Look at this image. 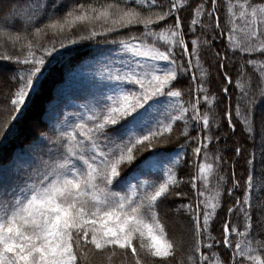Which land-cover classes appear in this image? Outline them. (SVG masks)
Segmentation results:
<instances>
[{
	"label": "snow or ice",
	"instance_id": "snow-or-ice-1",
	"mask_svg": "<svg viewBox=\"0 0 264 264\" xmlns=\"http://www.w3.org/2000/svg\"><path fill=\"white\" fill-rule=\"evenodd\" d=\"M217 4L218 0L198 3L193 10L189 31H195L199 24L205 31H219L220 35H226L231 56L237 51L241 55L247 54L246 64L258 70L264 81V60L252 58H264V2L228 0L224 21L229 26L227 33L221 26ZM186 7L187 4H179L176 0H171L167 6L157 0H92L89 3L81 0H25L23 5L7 0L0 3V61L24 66L12 69L7 75V79L18 84L10 100L17 112L25 105L46 59L58 50L57 43L60 48L66 43L83 40L111 43L117 46L115 54L125 58L103 68L101 78L110 82L112 87L101 84L94 105L87 108L86 113L77 114L78 122L64 123L45 138L52 145L47 153L48 159L40 160L20 183L12 186L0 183V264H81L82 261L92 264V256L102 253H107L109 264L118 254L127 258L129 264H167L168 258L175 255L177 244L167 238L159 208L172 189L182 182L177 178L176 169L184 154L177 153L170 164L165 165L163 180L144 178L133 181L122 171L125 165L134 164L138 152H149L158 144L166 143V137L177 121H184V134L187 135L185 114L189 109L174 84L182 73L193 69V58H196V65H200V39L191 40L189 51L179 14ZM205 16L209 20L216 16L215 24L203 23ZM173 18L174 23L169 24ZM78 26H86V32L69 39L72 30ZM134 28L142 29L139 35L133 33L119 40H108L114 33ZM48 32L60 35L62 39L41 44L40 39ZM237 33L243 36L239 42L233 39ZM215 39L213 35L211 41L204 42L211 47ZM159 42L165 45L163 50L157 46ZM9 48L24 54H10ZM177 48L182 50L179 60L188 58L187 67L178 62ZM215 56L219 69L224 70V81L230 84L232 79L226 70V61L231 58L229 51L215 52ZM159 62L165 63V69H161ZM243 69L242 64L241 77L245 75ZM204 75L202 72L201 82L196 84L198 95L201 91L207 93ZM195 80L193 76V82ZM246 83L241 78L236 80V87L245 98L248 96ZM222 91L227 94L229 89L225 87ZM260 94L264 96V88ZM162 97L172 101L163 111L160 110ZM204 101L212 103L207 95ZM251 103L249 101L247 114L240 110L239 103L236 110V118L249 133L252 132ZM199 104L198 98L191 105L192 119L204 135L200 138L198 133L197 137L190 139L198 140L194 153L199 156L204 150L207 159V148L213 139L212 121L207 112L201 115ZM224 115L227 127L234 134L236 125L231 110ZM227 138L225 133L224 139ZM249 138L254 139V136ZM220 139L216 137L217 144ZM261 145L260 163L264 166V137ZM243 152V146L235 148L237 157ZM222 160L223 157L217 154V163ZM255 162L253 149L247 159L249 167L243 199L235 197V203L227 208L229 217L235 213L244 221L243 231L231 219L224 221L222 244L225 250H232L230 261L222 260L219 253L209 255L202 251L221 243L211 235V225L223 206L220 191L211 202L200 199L204 192L197 187L199 177H192L196 203L179 206L191 214L194 223V254L188 256V264H264V255L261 254L264 240H255L253 246L252 239L251 193L256 188ZM198 170L203 176L213 172L214 165L200 163ZM137 175L144 176V172L138 169ZM240 187V181L233 174L232 187L227 188L228 195L233 196ZM175 195L187 193L176 192ZM255 226L264 232V210ZM233 234L237 237L234 247ZM241 238L247 241L246 246L241 243Z\"/></svg>",
	"mask_w": 264,
	"mask_h": 264
},
{
	"label": "trees",
	"instance_id": "trees-1",
	"mask_svg": "<svg viewBox=\"0 0 264 264\" xmlns=\"http://www.w3.org/2000/svg\"><path fill=\"white\" fill-rule=\"evenodd\" d=\"M6 2L7 0H2V3ZM15 2L23 5L25 0H15ZM81 2L89 3L92 0H81ZM100 2H103V0H100ZM176 2L188 5L179 14L183 21V31L186 34L185 39L188 42L189 51H191V40L196 37L200 39V65L197 66L196 58H193V69L187 73H182L174 84V87L182 94L180 99L185 107L189 109L185 114L187 117V135L184 134L186 131L184 121H177L174 124L173 131L167 135L166 143L158 144L155 150H149V152H138L134 164L131 166L125 165L122 174L129 179L131 175L137 174V170L139 169L144 172V176H139L140 179L163 180L164 178L160 173L149 172L143 169L147 159L150 157L168 156L174 152L183 153V158L176 169L178 173L177 178L182 182L179 184V187L172 189L171 194L161 203L159 208L160 219L165 225L167 238L175 241L177 244L175 255L168 258L167 264H188V256L194 254L192 251L195 245L194 223L191 214L184 208L179 207L181 204L186 205L191 202L195 205L196 203L195 190L192 188V177H199L196 181L197 187L204 192V196L200 197V199H208L211 202L217 191H220V203L223 206L211 225V235L221 243L219 245L214 244L212 249L205 247L202 251L209 255L212 252L219 253L222 260L230 261L232 250H225L222 244L223 224L225 220L231 219L232 223L239 224L241 231L244 230L243 218L238 219L235 213L229 217L227 208L235 203V197L243 199L244 183L247 179V169L249 167L247 159L253 149L256 153L254 173L256 188L251 193L254 221L252 230L253 246H255V240H264V232H261L255 226V221L259 219L262 210H264V166L260 163L261 147L259 144L261 143V138L264 137V96L260 94V90L264 88V81L260 79L258 70H254L252 66L246 64L247 59H249L247 54L241 55L237 51L235 56H231V50L228 47L229 41L226 35H220L219 31H215V33L205 31L199 24L196 26L195 31H189L190 22L193 19V10L202 0H176ZM256 2H264V0H256ZM157 3H163L167 6L171 3V0H157ZM227 3L228 0H218L217 4L219 20L225 33L229 29V26L224 23ZM215 22L216 16L211 20L207 16L203 18V23L205 24L212 23L214 25ZM168 23H174V18L170 19ZM141 31L142 29L137 28L131 31L127 29L121 30L118 33L110 35L108 40H119L133 33L139 35ZM81 32H86V26L74 28L68 38L74 39ZM213 35H215L216 39L212 43V46L209 47L204 41H211ZM61 39L60 35L48 32L39 42L41 44H48L50 41H60ZM233 39L239 42L243 39V36L237 33ZM157 46L161 47V50L165 47L163 42H159ZM116 47V45L111 43L93 40L66 43V46L63 48H60L59 43H57L58 50L53 56L46 59L42 73L38 76L33 89L30 90L25 105L22 106L19 112L15 111L10 104V100L18 84L15 81L7 79V75L12 69L24 66L16 65L10 61H0V133H4L0 134V183L12 186L26 178L20 177L21 175H25L26 172L19 166V163L27 153L41 156L42 160L48 158L47 153L52 148V145L45 138L52 135V131L54 130L52 121L55 123L58 121V125L62 123L65 111L68 110L67 99L74 97V101L78 100L84 90L83 85L81 86V79L75 78V75L78 72L89 70L97 65L103 54H109L108 52L115 50ZM181 51L180 48L176 49L178 62H182L187 67V57L183 58L182 61L179 60ZM218 51H229L231 58L226 61L228 64L226 70L232 79L230 84L224 81L222 75L224 70L218 67V58L215 56V52ZM9 52L13 55L24 54L11 48H9ZM252 58L264 60V58L258 56H253ZM242 64L244 65L243 71L245 73L243 77H241ZM202 72L205 73L203 82L207 93L201 91L198 95L195 88L196 84L201 82ZM193 76L196 77L195 82H193ZM238 78L247 82L245 84V87L248 89V96L246 98L243 97L241 90L236 87V80ZM225 87L229 89L227 94H224L222 91ZM79 92L81 94H77ZM205 95L212 102L211 105L205 103ZM198 98L200 100L199 108L201 115L207 112L212 121L213 139L207 148V159H205L204 150H202L199 156L194 153L193 149L197 146L198 140L190 139L191 137H197L198 133H200V128L196 126V121L192 119L193 112L191 110V105ZM249 101H252L251 108L253 109L251 133L245 131L240 120L236 118L237 104L239 103L240 110L247 114L250 108ZM49 105L57 114L52 119L49 118ZM229 109L232 113L233 122L236 125L234 134L227 127V117L224 115ZM28 121H32L33 123L29 125ZM6 124L8 125L7 127H5ZM202 126L201 121L200 127ZM217 126H219V131H217ZM225 133L228 134L227 139H224ZM203 135L204 133H200V138ZM217 136L221 137L219 144L216 141ZM250 136H254V139H250ZM238 145L244 148V152L239 157L235 153V148ZM152 152L155 154H151ZM217 154L223 157L220 163L216 161ZM200 163L213 164V172L201 176L198 170ZM37 165L38 163L34 160L33 166H28V169H33ZM14 166H18V168L14 170ZM233 174L240 181L241 187L236 189L233 196H229L227 188L232 187ZM221 177L225 179L221 180ZM176 192L187 193V195L176 196ZM231 239L234 247L237 240L236 235L233 234ZM241 243L245 244V246L247 245V241L243 238H241ZM108 251L111 252L112 249ZM116 252L119 253L120 250L117 249ZM261 254L264 255V250L261 251ZM196 255L198 258V254ZM81 264H84V262L82 261ZM92 264H109L107 253L92 256ZM112 264H129V261L118 254L112 257Z\"/></svg>",
	"mask_w": 264,
	"mask_h": 264
},
{
	"label": "rangeland",
	"instance_id": "rangeland-1",
	"mask_svg": "<svg viewBox=\"0 0 264 264\" xmlns=\"http://www.w3.org/2000/svg\"><path fill=\"white\" fill-rule=\"evenodd\" d=\"M0 3H2V0H0ZM109 54L102 55L100 57L99 62H97V65L93 66L89 70H85L82 72H78L75 75V78L81 79V86L83 85L84 90L77 94H81L79 99L74 101L73 98H68V106L67 111H65L64 120L62 123L58 125V121L55 123L52 121V124L54 125V129L63 126L64 123H74L77 121V114L86 113L87 108H90L94 105L95 100L98 98L100 91H101V84L107 83L109 87H112V84L110 82L104 81L101 78V73L103 71V68L110 63H115L116 61L124 60L125 58L123 56H118L115 54V50L109 51ZM161 69H165L166 65L164 62H159ZM115 66H119V64H115ZM162 74V73H161ZM161 99V106L160 110L163 111L164 107L167 106V104L171 103L167 98H160ZM55 106V105H53ZM48 110H50L49 118L52 119L54 116L56 117L57 114L54 112L53 108L49 105ZM29 122V121H28ZM33 122H29V125ZM262 136V134H261ZM260 147L262 148L261 143ZM49 151V150H48ZM177 153L181 152H174L171 155L168 156H159V157H150L145 162L143 169L145 171L149 172H158L163 176L164 167L165 165H169L170 162L177 156ZM28 155V156H27ZM48 158H45L46 160ZM35 162L39 163L40 160H42L41 156L37 155H31L30 153H27L23 160L19 163V166L25 170V175H21L20 177H26L31 174L32 169H28V166H33ZM18 165V164H17ZM18 166H14V170H16ZM12 173V172H11ZM205 175V174H204ZM140 179V177L137 174H133L129 177V180H135Z\"/></svg>",
	"mask_w": 264,
	"mask_h": 264
}]
</instances>
